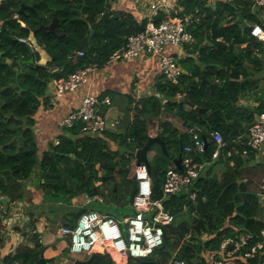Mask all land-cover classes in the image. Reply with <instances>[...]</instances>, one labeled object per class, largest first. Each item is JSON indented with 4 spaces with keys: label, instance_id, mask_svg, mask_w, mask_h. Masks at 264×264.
Wrapping results in <instances>:
<instances>
[{
    "label": "trees",
    "instance_id": "obj_1",
    "mask_svg": "<svg viewBox=\"0 0 264 264\" xmlns=\"http://www.w3.org/2000/svg\"><path fill=\"white\" fill-rule=\"evenodd\" d=\"M111 1L0 0V199L5 198L0 200V244L4 242L1 221L12 203L26 200L24 183L29 178L36 182L44 205L88 198L93 207L98 204L97 196L102 198L100 211L121 218L114 210L117 205H128L134 151L145 144L156 123L166 150L159 144L150 149L154 150L149 171L152 198L162 199L163 207L175 219L164 228V246L147 257H128L123 264H172L178 259L201 264L202 252L217 248L223 238L248 232L252 235L250 242L264 240L260 235L264 229L263 200L251 189L250 181L243 180V170L255 159V151L245 146L246 132L262 109L264 92L255 107L239 101L248 94L247 84L251 82L247 65L264 66V42L250 35L249 27L242 33L241 25L233 23L239 11L249 26L258 23L264 28V8L253 10V0H216L212 6L208 0H177L178 15L189 18L187 29L195 39L188 55L180 60L178 83L161 74L153 94L138 101L130 97L132 104L124 123L122 120L115 130L85 134L80 120L58 135L57 144L51 141L45 150L40 147L35 117L40 108L49 106L48 86L58 85L79 68L104 65L129 35L145 27L146 19L136 22L131 15L112 9ZM21 3L32 7L17 14ZM54 17L58 19L55 32L39 28ZM164 17L160 11L156 21ZM32 36L50 57L45 63L40 62ZM83 37L88 38L87 50L79 55L75 40ZM105 107H100L102 114ZM172 117L180 120L183 129L172 123ZM191 127L205 141L203 152L190 153L192 160L207 164L185 195L164 196L166 172L169 167L178 169L173 160L191 143L187 131ZM213 127L228 128L214 159L217 144ZM244 149L247 154H243ZM190 193L194 198H189ZM87 210L75 208L68 213L71 216L66 225L74 227L79 215ZM184 212L188 217L183 218ZM42 248L34 232L14 250L0 253V263L34 264ZM261 260L257 255L250 263L259 264ZM89 264L117 263L110 254L96 252Z\"/></svg>",
    "mask_w": 264,
    "mask_h": 264
},
{
    "label": "built area",
    "instance_id": "obj_2",
    "mask_svg": "<svg viewBox=\"0 0 264 264\" xmlns=\"http://www.w3.org/2000/svg\"><path fill=\"white\" fill-rule=\"evenodd\" d=\"M263 8L264 0H253V10ZM179 10L177 0H154L150 6L144 29L129 35L125 44L114 50L105 64L127 61L142 55L155 57L161 74L171 82L178 83L182 71L180 60L188 55L187 51L192 48L195 40L187 29L189 18L179 16ZM160 11L165 17L157 22L156 17ZM249 28L250 35L264 42V28L260 24H252ZM20 40L26 41L24 38ZM77 53L83 55V51ZM196 54L195 52L194 56ZM97 67H99L97 64H91L70 73L65 80L56 85L55 96L78 90L81 85L88 82L90 73ZM110 102V98L106 95L97 96L86 93L79 107L60 119L61 132L81 120L83 122L82 131L85 134H100L107 128V121L100 112V107L109 105ZM159 131L160 127L156 123L151 126L148 135H158ZM187 131L191 134V143L183 148L182 169L178 170L175 166L168 168L162 184L164 196L186 193L193 180L200 175L207 164L196 163L192 160L190 153L193 150L203 152L205 141L195 127L188 128ZM212 137L217 144L212 153L214 159L218 156L224 140L219 131H213ZM58 140L56 136L53 142L57 144ZM245 146L254 151L264 146V103L261 111L247 129ZM243 154H247V149L243 150ZM133 175L137 188L131 203V214L117 218L90 209L79 215L74 227L60 229L61 234L69 236L70 255L96 252L95 248L102 244L108 254L118 256L116 258L112 255L117 264H123L128 257H147L162 245L164 228L172 223L175 217L163 207L162 199L152 198V182L146 165L136 164ZM260 195L261 198L264 197L263 192ZM194 196L193 193L189 194V198H194ZM7 220H11L9 214L2 219V223H6ZM260 235L264 237V229L261 230ZM251 238L252 235L248 232L240 233L237 237L223 238L217 248L205 249L199 261L201 264H251L250 260L260 255L262 260L259 264H264V240L258 239L250 242ZM124 254H126L125 257ZM172 264H186V262L178 259Z\"/></svg>",
    "mask_w": 264,
    "mask_h": 264
},
{
    "label": "crops",
    "instance_id": "obj_3",
    "mask_svg": "<svg viewBox=\"0 0 264 264\" xmlns=\"http://www.w3.org/2000/svg\"><path fill=\"white\" fill-rule=\"evenodd\" d=\"M153 2L154 0H112L111 8L125 15H131L136 22L141 23L148 17L150 6ZM214 4L215 1L208 0V5L212 6ZM41 51H43L44 54H42ZM39 53H41L40 55L42 57L41 63H45L50 59L49 55L43 49H41ZM261 59H264V57L261 56ZM160 75L161 72L157 59L155 57L142 55L135 59L107 63L97 67L90 73L89 80L86 84L81 85L78 90L67 92L62 96H55L56 85L51 83L47 90L49 106L40 108L35 117L36 123L34 129L40 147L45 150L49 142L53 141L54 138L61 133L59 127L60 119L70 110L78 108L82 97L86 93L97 96L106 95L110 98L111 102L109 105H106L103 115L107 121V128L110 130L117 129L116 125L120 124L124 116H126L127 110L130 109L132 104L131 98H133L134 101H138L146 95L153 94L154 83ZM247 77L251 81L247 84L246 93L248 94L243 95L239 101L242 104L255 107L259 104L261 93L264 92V66L259 63L248 64ZM239 78H241V76ZM171 121L175 126L183 129L177 117H172ZM122 122L124 123V120ZM156 122H158V120H156ZM261 150H263L264 154V146ZM260 151H255V158ZM153 154L154 150H151L149 156L151 157ZM136 164L137 162L134 158V169ZM243 180H249L254 190H256V193L260 194L263 192L264 196V169L259 173L249 169L243 174ZM24 188L26 189V200L10 205L9 211L13 210L17 205L19 207L21 206L20 212H18L17 218H15V222L2 223L3 228L8 232L7 234L11 233L12 236H9L11 237L9 241H4L0 249L1 255L14 250L18 245L25 242V236L28 238L34 232L39 235L40 241L43 244L41 251L43 252V258L49 260L47 264H69L70 261L73 264L75 258L84 260L89 258L91 253H108L103 248L102 244H99L95 248L96 252L71 256L68 249L69 236L61 234L60 232L62 228H71L66 225L69 223L71 216H69L68 213L74 211L75 208L87 207L88 209H94L101 213L109 214L100 211V204L102 202L101 197H95L98 204L94 203L93 207L90 205L92 201L88 198H78L69 203L49 201L44 205V203L42 204L41 192L39 188L36 187L34 179H26ZM258 190L259 192H257ZM127 213H123L121 216L123 217L127 215ZM261 215L264 217V206ZM10 223H13L12 227L8 228L7 224ZM52 229L54 230L53 233ZM112 255L118 258L115 254Z\"/></svg>",
    "mask_w": 264,
    "mask_h": 264
},
{
    "label": "water",
    "instance_id": "obj_4",
    "mask_svg": "<svg viewBox=\"0 0 264 264\" xmlns=\"http://www.w3.org/2000/svg\"><path fill=\"white\" fill-rule=\"evenodd\" d=\"M31 7L32 6H28L25 3H21L20 7L17 9L16 13L17 14L23 13L26 8H31ZM235 15L236 16H235V20H234L233 23H239L241 25L242 33H244L245 30L248 29L249 25L243 19L241 12L237 11ZM57 24H58V19L56 17H54L52 19V21L48 25H46V26L40 25L39 28H44L45 27V28L51 30L52 32H55ZM87 43H88V38L87 37H83L81 39H76L75 40V50H76V52H79L81 50L86 51L87 50ZM196 109L199 111L198 107ZM212 129L214 131H219L221 133V135H222L223 140L226 139L227 134H228V128H226L224 130H218L216 127H213ZM154 144H159L163 150H166L165 143H164L163 139L161 138V136L160 135H155V136H149L147 141L145 142V144L142 147H140V148H138V149H136L134 151V157H135V160H136L137 164H140V163L145 164L147 169H148V171H150V156H149V152H150V149H151L152 145H154ZM173 162L178 167V169H182L181 154H179V156L176 157L173 160ZM136 188H137L136 180H135V178H133L132 179V188H131V190L129 192V195H128V203L129 204H131L132 201H133V196L135 194ZM191 190H192V188H191ZM185 194L186 193H181V195H185ZM4 199L1 198L0 200H4ZM165 242H166V240L164 238L162 246L165 245ZM93 256H94V253H91L89 258L84 259V260L75 258L73 264H89L91 262ZM48 261L49 260L43 258V252L41 251L38 261L35 262L34 264H47Z\"/></svg>",
    "mask_w": 264,
    "mask_h": 264
},
{
    "label": "rangeland",
    "instance_id": "obj_5",
    "mask_svg": "<svg viewBox=\"0 0 264 264\" xmlns=\"http://www.w3.org/2000/svg\"><path fill=\"white\" fill-rule=\"evenodd\" d=\"M31 39L33 40V43H35L36 41L34 40V37L32 36L31 37ZM36 45V48L38 49V51L40 52V50L42 49L40 46H38L37 44H35ZM42 52V54H44V52L43 51H41ZM41 54V53H40ZM41 56V55H40ZM42 60V57H41V59H40V61ZM261 149H259L258 151H260ZM257 151V150H256ZM254 170V172H256V173H259V172H261L263 169H264V154H263V150H261L260 152H258V154H257V156H256V158L253 160V161H251L250 162V166L249 167H247V168H245L244 170H243V173L245 174L248 170ZM28 181H30V180H28ZM252 181V180H251ZM251 188L254 190V187L251 185ZM255 192H256V190H254ZM257 192H259V190L257 191ZM21 209V206L19 207L18 205H17V207L15 206L14 208H13V210H11V211H9V216H11V220L9 221V220H7L6 221V223L7 222H15V218H17V214H18V212H20L19 210ZM3 210H5V208L3 209ZM132 211V208H131V205L130 204H128L127 206H120V205H117L116 206V209L114 210V213L116 214V215H118V216H121V214H123V213H132L131 212ZM8 214H7V216H8ZM184 215L185 216H183V218H186V217H188L187 216V214L184 212ZM179 219V218H178ZM12 224L13 223H10V224H7L8 225V228H11L12 227ZM18 224H20V223H18ZM53 229H52V233H53ZM3 232V233H2ZM8 232L6 231V229H4L3 228V226L1 225V234H2V237L4 238V241H9V239H11V237H9V236H12V234L10 233V234H7ZM15 235V234H14ZM30 237H31V235H30ZM30 237H28L27 238V236H25V240L24 241H27V240H29V238ZM3 243L4 242H2L1 244H0V249L2 248V246H3ZM79 255H81V254H77L76 256H79ZM71 256H73V255H71ZM124 257L126 256V254H124L123 255ZM121 262L122 261H124V260H120ZM54 264H56V263H54ZM61 264V263H60ZM69 264H72L71 263V261L69 262Z\"/></svg>",
    "mask_w": 264,
    "mask_h": 264
},
{
    "label": "clouds",
    "instance_id": "obj_6",
    "mask_svg": "<svg viewBox=\"0 0 264 264\" xmlns=\"http://www.w3.org/2000/svg\"><path fill=\"white\" fill-rule=\"evenodd\" d=\"M35 44H36V42H35ZM60 135V134H59ZM185 193V192H184ZM261 196V195H260ZM262 200H263V198H262ZM2 222V221H1ZM2 236V235H1Z\"/></svg>",
    "mask_w": 264,
    "mask_h": 264
}]
</instances>
